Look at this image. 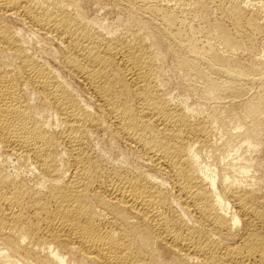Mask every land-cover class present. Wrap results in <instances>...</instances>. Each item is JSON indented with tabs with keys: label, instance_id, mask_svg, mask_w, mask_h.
Masks as SVG:
<instances>
[{
	"label": "bare ground",
	"instance_id": "obj_1",
	"mask_svg": "<svg viewBox=\"0 0 264 264\" xmlns=\"http://www.w3.org/2000/svg\"><path fill=\"white\" fill-rule=\"evenodd\" d=\"M261 41L264 0H0V264H264Z\"/></svg>",
	"mask_w": 264,
	"mask_h": 264
},
{
	"label": "rangeland",
	"instance_id": "obj_2",
	"mask_svg": "<svg viewBox=\"0 0 264 264\" xmlns=\"http://www.w3.org/2000/svg\"><path fill=\"white\" fill-rule=\"evenodd\" d=\"M90 6H91V7H90ZM92 7H93L92 5H89V6H88V9H89V10L87 9V14H88V12L91 13V15L88 14L89 16H91V17H95V15H96V17H98V18H100V16H102L100 19H101V20H105L107 17H104V15L106 16V14H108V15H107L108 18L106 19L105 24L107 23V25H109V27L115 25V26L113 27L114 29H115V27H117V30H118V31L122 30V25H121L120 22L118 23V19L120 18V21L123 20V19H121V18H124V17H125V16H123V15H124L123 13H115L114 10L110 11V12H111V13H110V12H109L110 9H108V10H106V11L100 10V11H102V13L105 12V14L102 15L100 11H97V8H95V7L92 8ZM90 8H91V9H90ZM91 10H92V11H91ZM93 11L95 12V13H94L95 15L93 14ZM98 12H99V13H98ZM112 12H113V13H112ZM96 13L98 14V16H97ZM114 13H115L116 15H115ZM99 14H100V16H99ZM111 14H112V15H111ZM92 15H93V16H92ZM110 15H111V16H110ZM117 15H119V16H117ZM121 15H122V16H121ZM115 16H117V17H115ZM102 18H103V19H102ZM114 18H115V19H114ZM116 18H117V19H116ZM113 20H114V21L116 20L117 23H116V22L113 23ZM111 21H112V22H111ZM109 22H111V24H109ZM112 24H113V25H112ZM119 24H120L121 27L119 26ZM116 25H117V26H116ZM118 26H119V29H118ZM111 28H112V27H111ZM31 40H33L32 43H31ZM31 40L28 42V44H29L30 46H34V43H35V45L38 43L37 46H39V47H41V46H43V44H45V43H43L44 41H42V40H40V39H38V42H37L35 39H31ZM34 41H35V42H34ZM39 41H40V42H39ZM41 41H42V42H41ZM40 43H41V44H40ZM263 44H264V43H263L262 41L259 43L260 47H261V48L263 47V49H261V50H264V45H263ZM261 45H262V46H261ZM37 46H34V47H37ZM260 47H258V48L260 49ZM239 55H241V53H240ZM243 55H244V54H243ZM167 61H168V62H166V63H167L169 66L165 63V65H164V69H165V68H166V69H165L164 71L167 72V73L165 72V76L168 75L169 77H166L165 80H166V82H167V85H169V84L171 83L170 81H172V84L168 86V88L170 87V89H171V94H172V93H173L174 95L177 94L176 96H174L175 98H176V97H178V98H180V99H182V98H186V97H185V96H186V92L182 90L184 87H185V88L187 87V81H186V82L184 81V80H186V78L183 77V76H181V75H183V74L181 73V71L178 72V69L175 70V71H173V70L176 69V68H174L173 63L171 62V59H168ZM169 63H172V66H171V67H170V64H169ZM166 65H167V66H166ZM169 67H170V68H169ZM168 68H169L170 70H172L171 73H170V70H167ZM171 68H173V69H171ZM168 72H169L171 75L168 74ZM175 72H176V75H175ZM177 72H178V73H177ZM179 73H180V74H179ZM166 74H167V75H166ZM177 75H179L180 78H179ZM67 76H68L69 78H68ZM64 77H66L65 79H67L68 81L70 80L69 82L73 83L72 85L74 86L75 89H77V91H78L79 93H81V91H83V92H82L83 94H84V92H85V94H87V95L89 94V93H87V92L84 90L83 84H81V83H79L78 81H76L73 77H72V78H73V79H72L71 76L66 75V74L64 75ZM177 77H178L179 79H178ZM181 77H183V79H182V80H183V83L181 82L182 80H180ZM167 78H168V80H167ZM184 78H185V79H184ZM177 79H178V80H177ZM71 80H73V81H71ZM177 81H178L179 84L177 83ZM179 81H180V82H179ZM168 82H169V83H168ZM75 83H76V84H75ZM184 83H185V84H184ZM77 84H78V85H77ZM177 84H178V85H177ZM79 85H80V86H79ZM172 85H174V87H173V88L175 89V90L173 89L174 91L172 90ZM181 85H184V86L182 87ZM75 86H76V87H75ZM77 86L79 87L80 91H79V89H78ZM179 86H180V87H179ZM81 87H83V89H81ZM177 87H178V89H176ZM179 88H180L182 91H181ZM185 88H184V89H185ZM170 89H169V90H170ZM176 90H177V91H176ZM172 91H173V92H172ZM180 91H181V93H182L183 95L180 94ZM174 92H175V93H174ZM177 92H178V93H177ZM183 92H184V93H183ZM85 94H84V95H85ZM173 94H172V95H173ZM87 95H85V96L87 97ZM178 95H180V97H179ZM181 95H182V96H181ZM88 97L91 98L90 94H89ZM178 98H177V99H178ZM190 100L192 101V99H190ZM51 119H52V118H51ZM262 147H263V148H262ZM260 148H261V151H260V149H259L258 152H255V153H254L253 151L251 152V150H247L248 152H247L246 150H245V151L243 150V151H244L243 154L245 153L244 156L246 155L247 157H248L249 155H250V156H255V157H257L256 154L258 153V154H257L258 157L261 155L260 158H262V161H264V144H263ZM246 152H247V153L250 152V153H252V155H251L250 153H249V155H248ZM10 165H11V163L8 164V166H7L8 169H11L12 166H10ZM258 171H259V172H258ZM258 171L256 172V176H258V177H259V176H260V177H263V176H261V175H264V170L261 169V171H260V170L258 169Z\"/></svg>",
	"mask_w": 264,
	"mask_h": 264
}]
</instances>
